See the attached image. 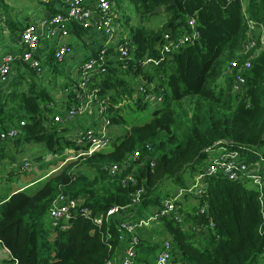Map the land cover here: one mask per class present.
<instances>
[{
    "label": "trees",
    "instance_id": "1",
    "mask_svg": "<svg viewBox=\"0 0 264 264\" xmlns=\"http://www.w3.org/2000/svg\"><path fill=\"white\" fill-rule=\"evenodd\" d=\"M51 1L54 6L48 13L54 15L59 11L57 2ZM128 1L140 23L155 16L152 12L156 8L162 9L165 21L156 30H149L141 25L129 26L130 19L125 17L133 47L128 67L122 72L108 68L99 83L102 93L110 96L107 109L110 123L113 129L125 123L115 104L124 97H117L121 92L131 97L137 86L132 88L130 83L135 78L141 77L153 84L155 90H162V103L152 110L149 122L132 126L111 141L110 151L88 159L96 173L91 180L64 169L32 193L22 190L1 195L0 247L9 252V260L0 264H106L117 258L127 238L123 241L118 238L121 219L117 216L101 226L92 219L114 206L129 205V196L136 187L142 186L145 191L134 215L142 218L147 207H160L163 198L173 195L161 197L159 185L169 181L177 191L187 189L185 175L190 174L193 179V175L202 172L210 150L222 147L236 151L248 164L259 163V154L264 149V42L260 39L264 0H176L174 4L172 0ZM110 2L113 4V0ZM192 19L199 34L196 41L168 54L158 65H142L145 59H159L165 34L171 37L189 34L187 21ZM247 21L255 23V49L243 55L249 40ZM19 27L17 30L22 31L23 27ZM71 32L81 34L75 25ZM252 55L250 67L242 71L243 87L235 93L232 84L236 69L230 72L228 63L236 60L242 65ZM225 69L227 75L223 74ZM27 75L25 85L29 86L24 92L9 91L10 88L5 91V85L0 87V134L6 130L3 117L6 111L10 112V103L20 109L14 115L8 114L16 122L13 126L18 134L12 139H0V162L8 143L16 147L21 143H40L56 158L62 157L67 149L78 150L68 136L71 126L49 120L51 114H58L48 109L54 96L38 87L31 70ZM18 82H22L20 73L6 86L16 87ZM135 107L146 110L147 104L138 100ZM20 122H24L22 127ZM85 123L86 120L79 119L76 126L84 125V129ZM145 145L150 146L151 152ZM135 151L140 157L131 161ZM148 154L155 157L153 168L144 161ZM125 161H128L125 169L116 175L109 174L110 166L124 165ZM134 166L136 185L122 186V179ZM258 172L262 206L258 191L221 176H205L204 192L189 195L197 205L186 212L181 208L182 223L173 216L157 220L159 232L167 235L164 240L152 243L150 235L140 239L137 230L140 241L133 264H150L143 255L156 258L164 241L170 242L173 259L183 264H261L264 238L258 230L264 225V162L259 163ZM59 192L74 199L84 198L83 205L91 211L92 219L76 212L68 221L52 228L48 208ZM182 199L175 202L177 206Z\"/></svg>",
    "mask_w": 264,
    "mask_h": 264
},
{
    "label": "built area",
    "instance_id": "2",
    "mask_svg": "<svg viewBox=\"0 0 264 264\" xmlns=\"http://www.w3.org/2000/svg\"><path fill=\"white\" fill-rule=\"evenodd\" d=\"M7 0H0L6 2ZM57 2L58 13L49 14L41 13L37 16L35 22L29 16L22 31L17 36L16 46L5 50L0 55V87L7 85L18 74H26L31 70L36 81H46L58 79L62 81V91L58 96L62 103V111H59L53 97L52 103L48 109L55 110L58 113L55 116H49L52 123H58L62 126H75L79 119L86 120L87 125L74 129V134L69 133L68 136L72 142L76 144L78 150L67 149V153H76V156H67L64 152L63 156H67L63 160V164L68 161L78 159L79 157L90 158L96 153L105 151L110 147L112 125L109 119L107 109L110 106V96L102 93L99 87L100 81L104 79L108 68L122 72L128 67V61L131 59L133 50L130 37L119 31L117 25L125 18H121L113 11V4L110 0H54ZM241 1V0H240ZM80 29L81 34L71 32L73 26ZM126 25V24H125ZM6 26V20L0 14V27ZM127 26V25H126ZM190 30L189 34L171 37L169 34L163 36V44L159 50V59H145L142 65L158 63L165 60L166 56L180 47L192 43L199 38V34L195 29L194 19L187 21ZM249 40L244 46L243 55L255 49V23L247 21ZM128 27V26H127ZM261 32V43L264 42V29ZM129 32V29H128ZM81 49L82 53L78 51ZM257 52V51H256ZM79 53V56L77 54ZM254 55L248 57L242 65L234 60L228 63L227 68L231 71L236 69L233 75L232 91H241L244 78L242 71L250 67V62ZM69 67L68 73L65 75L60 68ZM19 70V72H18ZM18 72V74H17ZM228 72V71H227ZM28 78V76H27ZM136 90L129 98L135 105L138 100L147 107L154 106L157 108L163 99V91L155 90L153 84L148 83L141 77L135 78ZM126 97V96H125ZM127 98V97H126ZM125 105L124 100L116 106V110H121ZM91 117V120L88 119ZM89 123V124H88ZM21 127L24 122H20ZM78 130V131H77ZM112 130V131H111ZM18 134V130L14 126L6 128L5 132L0 134V139H12ZM146 150L151 152L150 146L145 145ZM220 152L214 156H208L202 172L193 176L192 183L187 189H179L176 193L165 201L161 206L154 209V212L148 217L132 219V215L137 211L136 207L141 201L144 194L142 186L136 187L130 194L131 203L127 206H114L106 211L103 215L95 216L92 219L91 211L83 204L84 198H70L63 192H59L51 200L48 208V219L52 228L59 227L60 223H65L71 218L72 213H78L84 218L92 219L93 222L101 226L108 223L112 217H118L121 220L118 224L120 233L119 240L123 241L127 238L125 247L118 251V256L114 260H109L106 264H133L136 247L139 244L137 230L150 226L153 221H157L160 217H171L182 223L184 215L176 205V201L183 198L185 194H193L199 196L204 192L203 180L205 176H221L230 181L243 184L248 189H254L259 192L260 206L263 205L261 199L262 181L256 164H248L236 151H229L219 147ZM213 150L209 151V154ZM221 153V154H220ZM62 156V157H63ZM140 155L134 152L130 157L131 161L138 160ZM56 157L51 156L50 160ZM45 161V160H44ZM49 161V160H48ZM47 161V162H48ZM144 161L149 166H155V157L148 154ZM128 161L124 165L114 164L109 168L110 175H116L125 169ZM259 162H264V149L259 154ZM144 162L139 165L142 167ZM25 170L29 169V165H23ZM133 167L128 174L122 179V186L127 184L136 185L135 169ZM204 207L201 208L202 212ZM212 226V224H210ZM63 229L66 226H62ZM258 233L264 238V225L259 227ZM7 251V250H6ZM154 264H183L175 261L172 257V247L169 241L161 244ZM264 264V254L261 260Z\"/></svg>",
    "mask_w": 264,
    "mask_h": 264
},
{
    "label": "rangeland",
    "instance_id": "3",
    "mask_svg": "<svg viewBox=\"0 0 264 264\" xmlns=\"http://www.w3.org/2000/svg\"><path fill=\"white\" fill-rule=\"evenodd\" d=\"M30 2L31 0H7L5 3L1 2L0 5H3V7L0 8L1 9L0 12L3 15L9 14L11 12L19 13V15H21L27 11L31 15L28 14L26 17L29 18V16H31L33 18V22H35L37 16H41V14L36 13L37 8L31 9L32 7L29 4ZM112 7L114 13L119 15L122 19L125 17H128L130 19L129 26L131 27H136L141 25V27L144 26L146 29L156 30L157 28L161 27L163 22L165 21V16L163 12L159 11L153 14L155 16L150 18L148 22L140 23L134 6L128 0H113ZM117 27L119 31H122L125 34L128 33V27L124 24L123 21L119 22ZM1 36L2 34L0 35V37ZM6 38L0 41V55L4 53L5 50H7L5 47ZM76 44L78 45V50H79V43ZM60 70L65 75L66 73H68L69 67L60 68ZM223 74L224 75L228 74L226 69L224 70ZM27 76H22V82H18L19 84L16 87L15 85H9V86L5 85L4 86L5 91L8 88H10L9 91H14V90L18 92L26 91L29 86L28 85L26 87L25 85L26 83L25 79L27 78ZM36 82L39 84V85L37 84L38 87L44 88L46 91H48L51 95L55 97V102L57 104L56 109L62 111L63 109L62 103L60 102V98L58 96L59 92L62 91L63 89L62 81L56 78L53 80L47 79L44 82L43 81H36ZM15 83H17V81ZM135 84L134 82H131L130 86L133 88V85ZM124 94H122L121 92V95H117V97L119 96H124V97H121V99L118 100L115 105L117 106L119 103H121L124 100L125 105L121 107L120 114L122 115L125 123L118 127H115L114 129H112L113 131L111 130L112 131L111 141L112 140L116 141L118 137L123 136L126 133V131H128L132 126L142 125L149 122L152 118V110L155 109L153 108L154 106H150L147 107L146 110L139 111L136 109L135 105L129 99V95H124ZM125 96H127V98ZM9 108H11V110H9L10 111L9 113H13V115L15 111H20V109L17 107V104L15 103H10ZM5 113L6 115L3 117L4 127L7 128L8 126L15 125L16 122L8 117L9 114L8 111H6ZM88 119L91 120V117H88ZM74 129H78V127L76 125L75 126L72 125L71 129L68 132L69 133L72 132V134H74L73 131ZM110 144L111 147L113 143ZM110 147L101 153H106L110 151ZM65 153L67 154V156H73V157L76 156V153H72V155L69 154L71 152L67 153L65 151ZM51 156L52 155L49 154L46 147L40 143H34V142L21 143L17 147L14 146V144L8 143L6 145V150L4 152L3 159L0 162V196L5 193L7 194V192L9 191L15 190L17 187H20L21 185L23 187V185L28 183H29L28 185H32L28 187L29 189L31 188V190H28L26 188L27 190L25 189L24 191H26V193H32L36 191L45 181H47V179H49L50 177H54L60 171L62 172L64 169L69 170L71 175L75 176L76 174H82L87 178H89L90 180L96 174L93 168L91 167V165L88 163L89 158L79 157L78 159L71 160L63 164V161L65 160L64 158H66L67 156L64 155L63 157L55 158L53 160L56 161L55 163L52 162V160H50ZM47 161L49 163H47ZM25 163L29 165L28 170H25L23 167ZM259 163L256 164L255 168L259 166ZM185 178L187 179V184L190 185L193 180L190 177V174H186ZM28 185H26V187ZM159 186H160L159 192L161 193V197L164 195H170L177 192L176 186H174L169 181H166L160 184ZM184 198L186 200L182 199V201L180 202L181 205L178 206L179 209L182 208L184 212L191 211L194 208V206L197 205L195 200H193V198L189 195L185 196ZM164 199L167 198H163L162 200L165 201ZM153 212H154L153 206L147 207V209L144 211L145 217L150 216ZM160 227L161 226L159 221H153L150 224V226L144 227V232L150 234V238H152L153 240L152 243H159L162 240H164V238L167 237L165 233L161 234L159 232ZM2 251L3 252H1V257H4V255H6V252H4V249H2Z\"/></svg>",
    "mask_w": 264,
    "mask_h": 264
},
{
    "label": "crops",
    "instance_id": "4",
    "mask_svg": "<svg viewBox=\"0 0 264 264\" xmlns=\"http://www.w3.org/2000/svg\"><path fill=\"white\" fill-rule=\"evenodd\" d=\"M29 4L32 7L31 9H36L37 8L36 9V13H39V14L43 13V15H44V13L50 12L52 10V7L54 6L53 2L51 0H31V2ZM1 7H3V5H0V8ZM0 14H1V12H0ZM28 14H30V13H28L27 11L24 12V14H21V15H19V13H13V12H11L9 14H4V15L1 14V15H3L5 17V20H6L5 28L6 29H3V28L0 27V35L2 34V36L0 37V41L7 37L6 38V42H5V47H6V49L8 51H9V48H12V47L16 46L17 36H18V34L20 32V30H17V29L20 28L19 26L23 27L26 24V22H27V17L26 16ZM78 52L82 53L81 49H79ZM79 53L77 54V56H79ZM22 76H27V75L23 74ZM219 152H220L219 149H215L209 154V156L217 155ZM30 183H32V182H30ZM28 184L23 185V187L21 185L20 187H17L15 190L7 192V195L10 194V193H13V192H18V191H22V190L24 191L26 188L28 190H31V188L29 189L28 187H30L32 185H28ZM26 185H28V186L26 187ZM156 208L157 207H154L153 209H156ZM180 210L182 211V209H180ZM131 215H132L131 216L132 219H134V220L138 219V218H136V216H134L135 212H134V214H131ZM142 217H145V213L144 212L142 214ZM138 235H139V237L141 239V238H143V236L150 235V234L145 233L144 232V228H140L139 231H138ZM2 249H4V248L0 247V263L2 261H4V260H9V252L6 251L5 249H4V252H6V255H4V257H1V252H3ZM143 256H144L143 259L148 260L150 262V264H154V261H155L154 258L155 257L151 256V258H149L146 255H143Z\"/></svg>",
    "mask_w": 264,
    "mask_h": 264
},
{
    "label": "water",
    "instance_id": "5",
    "mask_svg": "<svg viewBox=\"0 0 264 264\" xmlns=\"http://www.w3.org/2000/svg\"><path fill=\"white\" fill-rule=\"evenodd\" d=\"M175 1H176V0H172V1H171L172 4H174ZM159 11H162V9H161V8H156V9L152 12V14H155V13H157V12H159Z\"/></svg>",
    "mask_w": 264,
    "mask_h": 264
}]
</instances>
